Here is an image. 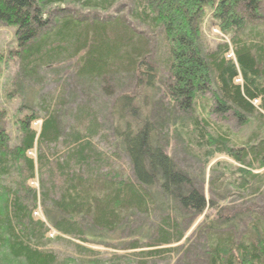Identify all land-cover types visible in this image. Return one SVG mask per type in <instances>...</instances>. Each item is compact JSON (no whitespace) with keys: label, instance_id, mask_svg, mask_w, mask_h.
Masks as SVG:
<instances>
[{"label":"trees","instance_id":"1","mask_svg":"<svg viewBox=\"0 0 264 264\" xmlns=\"http://www.w3.org/2000/svg\"><path fill=\"white\" fill-rule=\"evenodd\" d=\"M68 1L82 2L86 8L103 11L114 3V0H0V25L16 28L15 37L23 50V74L28 82H35L34 75L47 66L78 59L79 76L89 82L100 83L109 76L126 74L141 80L139 89L143 85L152 88L160 73L145 56L151 53V41L123 18L112 22H90L76 19L72 14L62 16L56 30H45L48 25L43 19L45 5H60ZM134 2L136 9L132 12V19L162 35L160 42L168 51L165 53L167 60L163 59V62L171 78L167 93L170 101L180 105L176 112L174 104H170L171 110L168 118L162 121L160 131L170 137V129L166 130V127L173 119L176 134L173 136L188 140L191 148L188 153L193 157H206L211 161L225 155L232 159L240 168L231 173L233 166H229L230 176L243 179L244 185H249L250 178L255 183L250 188L244 186L245 191L251 190L247 196L258 198L264 189L261 179L264 176L252 174L249 168L264 169V0ZM208 7L213 10L211 23L222 33L232 35L231 42L220 45L214 53H207L202 44L203 22ZM252 19L256 22L250 24ZM228 53L233 54V61L227 59ZM237 79L239 83H236ZM137 97L120 99L115 114L116 140L131 161L137 186L106 174L108 163L93 144V139L106 128L99 123L100 112L91 107L80 110L79 117L75 119L77 127L85 130L84 136L81 131H74L66 136L60 155L39 157L40 169L46 172L50 187L48 190L42 188L38 196L34 190V198L43 204L47 203L49 195L56 198L60 217L58 213L50 212L55 222L53 228L64 235L79 237L85 233L82 227L64 217L82 219L93 216L97 224L112 229L125 222L128 217L125 213L129 210L147 212L155 208L156 198L166 213L164 226H160L154 232L156 238L146 244L150 248L161 249L141 254V259H175L178 250L164 248L183 239V234L177 233V226L185 213L200 216L206 208V198L195 187L191 175L183 172L166 154L150 124L136 126L137 123L142 126L138 116L141 115L142 95ZM207 102L211 108L217 109L216 112L237 119L243 127L257 125L243 148L236 150L225 130L212 127L205 120L203 115L208 113ZM254 103H258V107ZM49 110L45 107L44 112L49 113ZM177 114L183 118L175 119ZM4 115L0 112V182L5 183L6 176L11 174L10 165L19 166L20 162L26 166L30 179H36L37 164L28 157V153L36 146L46 148L61 142L63 136L59 122L50 113L38 134L29 126L36 118H28L21 125L23 139L20 146L9 154ZM218 164L222 166L223 163ZM215 181L220 183L219 179ZM3 185L0 183V257L1 251H5L19 264H55L57 256L54 253L43 252L32 244L41 242L48 232L45 231V223L35 222L27 201ZM151 190H158L154 197L149 192ZM48 221L51 222L49 218ZM231 222L228 220L221 228ZM209 229L214 232L209 236L212 244L207 245V264H264V220L248 224L246 238L237 242L228 239L216 241L218 231L212 226ZM137 242L135 248L140 247L139 240Z\"/></svg>","mask_w":264,"mask_h":264},{"label":"rangeland","instance_id":"2","mask_svg":"<svg viewBox=\"0 0 264 264\" xmlns=\"http://www.w3.org/2000/svg\"><path fill=\"white\" fill-rule=\"evenodd\" d=\"M36 1L39 2V0ZM135 9L134 0H114L112 7L105 11L98 8H86L82 2L68 1L60 5H45L43 19L48 22L45 30L54 31L60 25L59 19L66 15L73 14L74 18L77 17L76 19L83 18L84 21L90 22L91 20L112 22L123 18L128 25L151 41V53L145 56L148 58L147 62L160 73V75L157 74L155 85L152 88L143 85V88L139 89L138 84L141 80L126 74L109 76L100 83L89 82L79 76L78 59L64 60L47 66L34 75L35 82H28L23 74L21 59L23 50L19 48L15 37L16 28L0 25V112L5 113L4 128L9 137L7 142L9 154H12L21 144L22 122L33 116L36 120L32 123L29 120L31 123L29 126L39 134L43 122L51 113L58 120L63 136L61 142L56 145H47L46 148L36 146L32 152L28 153V157L37 164L36 173L39 175H36V179H30L26 166L20 162L19 166L11 164V174L6 176L5 183L0 182L8 189L12 188L14 194L27 201V207L33 212L32 218L35 222L45 223V231L48 230V232L44 234L41 242L32 244L43 252L54 253L57 256L55 264H144L145 262L147 264H207L208 246L212 244L209 236H213L214 232L210 231V226L218 231L215 234L216 241L224 242L228 239L237 242L243 237L246 238L249 232L248 224L253 223L254 225L257 220H264V189L258 198L247 196L251 190L245 191L244 186L250 188L252 187L250 185L255 182L252 183L249 178V185H244L243 179L230 176V171H227L229 166H233L231 173L235 171V168H240L237 163L225 155L217 156L211 161H208L206 157L202 159L193 157L188 153L191 149L188 140L173 136L175 134L173 119L168 124L166 121V130L170 129V137L160 131L162 121L171 110L170 104H174L167 93L171 78L167 65L163 62V59L167 60L165 53L168 51L160 42L162 35L159 31L153 32L148 26L132 19V12ZM212 17L213 10L208 7L203 22L202 38L203 48L207 53H214L220 45H228L232 40L231 34L222 33L213 25L214 23H211V19L214 20ZM254 22L256 19L249 21L250 24ZM226 56L228 60H234L232 53ZM236 83H239L238 79ZM139 95H142V107H140L141 115L138 116L142 126L138 123L136 126L144 127L150 124V127L155 130L158 142L164 146L166 154L174 159L183 172L191 175L195 187L206 198V208L200 216L185 213L181 223L177 226V233L183 234V239L164 248H176L178 257L175 259L170 257L147 261L141 259V254L161 249L150 248L146 244L150 243V239L156 238L154 232L158 231L160 226H164L163 219L166 213L160 207L159 201L157 203L156 198L155 208L147 212L129 210L125 213L128 216L124 219L125 222L112 229L97 224L93 216L82 217V219L64 217L82 227L85 232L82 237L73 234L64 235L53 228L55 222L50 217V212L58 213L60 217L56 208V198L49 195L45 204L34 198V190L38 196L42 188L48 190L50 187L46 172L40 169L39 157L47 156L48 158V155L58 153L60 155L63 152V142L66 136L74 131H81V135L84 136L85 130L77 127L75 119L79 117L80 110L91 107L100 112L99 123L106 128L105 132L93 139L94 146L108 163L106 174L118 181L137 186L131 161L116 140L117 117L115 114L120 99L125 96L137 97ZM137 99L140 103V99L138 97ZM201 104L204 103L201 102ZM179 106V104H174L176 112ZM254 106L258 107V103H254ZM45 107H49V113L44 112ZM205 107L208 110V113L204 112L203 115L205 120L209 121L212 127L218 126L223 131L225 130L231 138V146L236 150L243 148L257 128V125L243 127L237 119L216 112L217 109L211 108L210 102L205 103ZM181 116L177 114L175 119L183 118ZM218 162H222V166H219ZM249 169L251 173L253 172L252 174L264 176V169ZM41 172L43 175H40ZM25 178L29 179L26 181ZM216 179L220 180L219 184L216 183ZM261 179L264 183V177ZM241 184L242 187L239 186ZM149 192L154 197L158 190ZM228 220L232 221L231 224L221 228ZM204 222L205 226L200 229L199 227ZM138 240L140 247L135 248ZM1 252L0 264H19V261L14 262L10 259L7 252Z\"/></svg>","mask_w":264,"mask_h":264}]
</instances>
